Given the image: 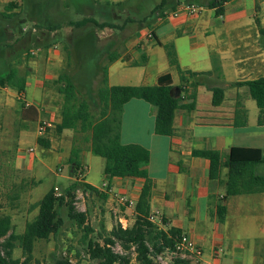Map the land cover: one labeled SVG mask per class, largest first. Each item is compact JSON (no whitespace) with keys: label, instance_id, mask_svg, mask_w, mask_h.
<instances>
[{"label":"rangeland","instance_id":"rangeland-1","mask_svg":"<svg viewBox=\"0 0 264 264\" xmlns=\"http://www.w3.org/2000/svg\"><path fill=\"white\" fill-rule=\"evenodd\" d=\"M161 1L139 0L136 4L127 3L114 7L104 14L99 4H89L87 0H0V76L11 69H16L20 77L28 80L23 95L11 87L0 86V213L12 216L15 233L22 234L27 222L37 217L38 210L29 211L33 204L40 202L53 188L58 196L64 194L75 182L76 178L68 161L72 149L77 147L83 152L90 151V143L81 132L67 130L61 136L55 132V125L60 121L64 103V95L59 92V85L55 81L64 74L69 75L77 87L78 98L89 102L93 114L98 119L101 110L98 106L97 93L102 85L103 69L109 63L110 54L124 53L132 47L133 42L138 44L145 42L146 52L153 49L154 53L164 55V50L152 44L151 41L154 39L149 38L158 24L159 13L155 21L143 22ZM183 1L208 9L211 0ZM11 3L16 4V7L7 12L6 9ZM244 4L249 5L250 0L230 3L227 6L228 13L231 14L235 8L238 10L239 6ZM246 11L250 19L247 20L254 24L253 10L248 8ZM3 13L12 15L13 18L7 20ZM204 14H211L221 32L231 26L225 23L226 18L217 20L215 12L206 10ZM255 14H258L262 21L264 5L259 12L255 11ZM88 17L99 22L109 21L117 28L101 30L88 25L78 29L71 25V22ZM128 18L135 22L127 23ZM94 36L96 38L92 39ZM261 45L264 46L262 35ZM187 47L188 44L180 41L179 49L184 63ZM140 61L142 62V59ZM118 66L120 69L112 78V83L115 84L123 83L118 76L128 77L142 70L131 69L121 64ZM232 76L233 74L229 72L228 77ZM240 77L242 76L234 70V82ZM124 81L128 83V80ZM216 83L223 85L224 80H218ZM20 98L39 110L40 116L36 121H33L34 117L30 111L23 109ZM247 104L253 119L258 107L250 96ZM44 121L51 123L52 126L50 132L40 135L39 126ZM42 137L50 142L49 148L38 143V139ZM130 137L132 136L126 129L124 140L127 141ZM253 141L254 139L247 136L240 143L252 144ZM255 141L264 145V140ZM31 149H34V152H31ZM81 161H84L87 167L86 180L95 187H101L105 178V159L85 153ZM257 168L259 173L264 174V166ZM16 195L19 196L18 199H14ZM75 205L80 212L87 213L88 222L95 230L90 236L95 240H99L98 233L102 224L108 229L117 222H121L123 226L133 224V213L129 211L126 214L128 206L121 204L115 196L113 200H107L80 188L77 191ZM60 213L64 219L62 230L49 241L41 240L36 243L33 264H55L58 259L64 257L70 258L74 264H96L89 259L87 246L82 243L83 229L68 217L65 206L61 207ZM120 215L128 218L129 222L121 220ZM236 227L238 226H234V243L225 236L223 245L217 246L219 253L215 251L213 253L212 250L213 231H200L205 236L203 251L207 262L212 260L213 255L222 260L230 259L234 245L236 260L234 264H254L256 254L252 242L254 236L262 232L246 231L241 228L242 226ZM225 233L228 235L227 230ZM116 251L122 253L119 246L116 247ZM241 253H244L243 258L236 256ZM23 256V250L17 245L13 258L23 260ZM163 256L165 259L163 261L157 259L156 264H174L176 258L174 254L168 253ZM133 258L132 264H137L134 256Z\"/></svg>","mask_w":264,"mask_h":264},{"label":"crops","instance_id":"crops-1","mask_svg":"<svg viewBox=\"0 0 264 264\" xmlns=\"http://www.w3.org/2000/svg\"><path fill=\"white\" fill-rule=\"evenodd\" d=\"M137 1L139 0H100L102 4L106 2L136 4ZM236 1L240 0H230L225 4L223 16H215L217 20L226 18L225 23L231 25L223 32L218 30L219 26L216 21H213L211 14H204L206 10L215 12L209 8L198 15H181L158 22L152 33L156 34L161 43L175 46L180 66L184 70L203 73L217 68L221 75L200 77L199 80L203 82V85L197 89V99L183 97L181 107L174 119L176 134L171 137L155 133L156 110L153 106L139 99L129 101L124 106L122 114L121 140L124 144H139L150 151V162L145 170L153 183L150 200L151 215H157L156 223L161 229L167 231L169 228H177L187 234L202 250L203 258L205 236L200 231H213L212 250L213 253L214 251L218 253L217 246L223 245L225 236L232 239L234 243V226H242L241 228L246 231L259 230L262 234L254 236L252 242L256 254L254 264H264V193L252 194L248 197L232 196L224 201L227 169L222 170L220 179L213 181L210 179V162L207 159L192 156L194 150H214L221 153L225 162L234 147L264 151V145L255 143L256 139L264 140V127L258 126L259 109L252 119L247 104L249 99L247 88L233 86L238 81L264 77V46L261 45V35L264 38V19L261 21L258 14H255V11L259 12L264 5V0H250L249 5H240L238 10L235 8L229 14L227 6ZM248 8L254 12L252 15L254 24L248 21L250 20L246 13ZM180 41L188 44L186 63L183 62L180 53ZM151 42L157 45L156 40ZM142 43L133 42L132 47L124 53H117L116 61L108 63L109 86H153L157 84L161 75L170 73L173 77V95L181 97L179 74L170 67L164 48L161 47L164 55H158L153 52V49H148L146 52L145 42ZM141 44L143 46L140 47ZM134 63L137 65H133ZM119 64L142 70L128 77L118 76L123 83L115 84L112 83V78L118 73ZM234 70L242 76L235 82ZM229 72L233 74L232 78L228 77ZM124 80H128V83H124ZM218 80H224V84L218 85L216 83ZM209 87L224 89L225 100L222 105L218 107L213 105V93ZM187 89L190 90L188 86ZM239 95L243 96L244 105L248 110L246 129H238L234 126L235 104ZM126 129L132 136L127 141L124 140ZM247 136L254 139L253 143H240ZM85 153L92 154L91 151L83 152L82 158ZM261 166L264 164L258 167ZM257 173L264 175L258 171ZM84 178L85 182L90 184L86 177ZM145 182L143 178L109 180L105 176L101 187L92 186L104 194L107 200H113L114 195L103 189L105 184L114 193L126 196L137 203ZM220 205H225L227 208L223 222L219 221L217 215ZM126 211V214L129 211L133 213L134 223L135 207H128ZM119 218L126 223L129 222L123 215ZM127 227L130 226H124V228ZM105 228L112 229H108L107 226ZM225 230L228 231V235L224 234ZM232 248L233 253L230 259L222 260L213 255L212 260L208 262L210 264L236 263L234 245ZM221 249L223 251V248ZM243 254L236 256L243 258ZM158 259L163 261L165 257L161 255Z\"/></svg>","mask_w":264,"mask_h":264},{"label":"trees","instance_id":"trees-1","mask_svg":"<svg viewBox=\"0 0 264 264\" xmlns=\"http://www.w3.org/2000/svg\"><path fill=\"white\" fill-rule=\"evenodd\" d=\"M87 1L89 4H99L102 7L101 12L104 14L114 7L128 3L106 2L102 4L100 0ZM229 1L211 0L208 3V8L214 10L216 16L220 17L225 14V4ZM181 3L183 2L180 0H162L145 17L143 22L151 23L158 18V13L160 16L165 12L174 11ZM15 5L14 3L9 4L6 11L11 12L16 7ZM3 17L5 19L13 18L12 15L5 13H3ZM133 22L135 20L128 18L127 23ZM71 25L78 29L88 25H93L101 30L117 28L109 21L99 22L92 17L71 22ZM119 29H123V27H119ZM153 39L156 40L158 46L164 48L170 67L179 74L181 97L173 95V77L170 73L161 75L157 84L153 86H109L108 66H106L103 69L102 85L97 93L98 106L101 110L100 117L97 119L89 102L78 98L77 87L69 75L64 74L55 81L59 85V92L64 95L60 122L55 125V132L59 136L67 130L81 132L90 143L91 153L105 159L104 174L109 180L113 178H143L146 180L135 206V218L132 226L124 228L121 222H117L111 230H107L105 225H102L98 233L99 240L91 238L90 235L95 230L88 222L87 213L80 212L75 205L77 191L83 188L85 191L96 193L105 199L106 196L85 182L87 167L81 161L83 150L74 147L68 161L71 172L76 178L75 182L65 190L64 194L58 196L53 188L40 202L33 204L29 211L38 210L39 213L33 221L27 222L22 234L15 233L11 215L0 213V264H33L36 243L41 240L49 241L62 230L64 219L60 209L63 206L68 210V217L80 229H83L82 243L87 246L86 251L89 259L96 264H132L133 256L137 264H156L159 256L177 251L178 243L184 233L177 228H169L165 231L160 228L159 224L150 220L153 183L145 170L150 162V151L139 144L122 143V114L124 106L129 101L143 100L156 110L155 133L161 136H174L176 134L174 119L176 112L181 107L183 97L197 99V89L203 85L199 78L214 74L220 76L221 72L217 68L203 73L184 70L180 66L175 46L161 43L154 32ZM117 59L118 54L113 53L109 56V63ZM133 65H137V63ZM27 82L26 78L18 75L16 69H11L0 76L1 87L16 89L20 95L26 92ZM187 86L190 90L187 89ZM233 86L248 89L250 98L256 102L259 109L258 126L264 127V77L238 81ZM209 89L213 93V105L215 107L222 105L225 100L224 89L221 87H209ZM19 101L22 103L23 109L32 113L33 121H36L39 117V110L33 106H27V103L23 102V98H20ZM234 126L238 129L248 127V110L241 95L238 96L235 104ZM50 129H47L46 134L50 132ZM38 143L46 148L51 145L43 137L38 139ZM192 156L204 158L210 162V179L213 181L220 179L222 170L227 169L224 201L232 196L264 193V175H259L256 171L259 165L264 164V151L234 147L225 162L221 153L214 150H194ZM18 198V195L14 197V199ZM226 214V206L220 205L217 209L219 221L223 222ZM163 221L165 224V220ZM17 245L23 250V260L13 258ZM118 246L122 249V253L116 251ZM173 263L191 264V261L176 257ZM55 264L74 263L70 258L64 257L58 259Z\"/></svg>","mask_w":264,"mask_h":264},{"label":"built area","instance_id":"built-area-1","mask_svg":"<svg viewBox=\"0 0 264 264\" xmlns=\"http://www.w3.org/2000/svg\"><path fill=\"white\" fill-rule=\"evenodd\" d=\"M203 10H204L203 7L195 3L183 2L176 8V10L165 12L163 15H160L158 18V22H164L169 18L179 17L181 15H189V16L198 15ZM149 38L153 39V33L149 35ZM27 106H30V104H27ZM51 126H52L51 123H48L46 121L42 122L39 126L40 135L46 134L47 129L50 128ZM30 151L34 152V149H31ZM103 189L106 190L107 193L117 197L118 201L121 204L127 205L128 207L136 206V203L133 200H130L126 196L114 193L113 190L110 189L107 184L103 186ZM156 217H157L156 214L151 215L150 220L156 223ZM173 254L175 255V257H178L181 260L191 261V264H210L206 260H204L202 250L195 244V242L187 234H184L181 237L177 246V251L174 252Z\"/></svg>","mask_w":264,"mask_h":264}]
</instances>
